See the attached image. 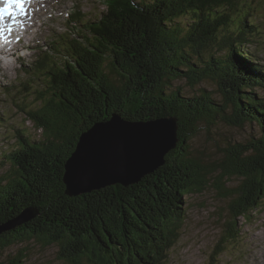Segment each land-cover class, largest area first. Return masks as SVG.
<instances>
[{"label": "trees", "instance_id": "16d2710c", "mask_svg": "<svg viewBox=\"0 0 264 264\" xmlns=\"http://www.w3.org/2000/svg\"><path fill=\"white\" fill-rule=\"evenodd\" d=\"M247 1L258 6L244 10ZM105 5L95 22L76 14L73 33L55 37L30 66L35 100L24 113L40 134L14 128L16 144L1 155L9 167L0 175V225L26 209L35 216L0 232V254L33 238L57 245L65 264H163L180 235L185 194L211 184L231 198L219 245L235 239L239 217L248 220L262 207L264 101L248 89L264 87V68L245 50L260 32L254 14L262 1L105 0ZM207 79L219 85L223 100L204 89L195 96L181 86L172 89L174 81L195 86ZM28 86L22 90L29 92ZM112 113L135 121L175 116L176 148L136 183L66 194L64 163L79 136ZM254 120L261 133L229 142L221 159L209 163L194 156L191 141L201 124L242 127ZM225 176L239 179V186H225ZM20 261L12 256L6 264Z\"/></svg>", "mask_w": 264, "mask_h": 264}, {"label": "rangeland", "instance_id": "374dc122", "mask_svg": "<svg viewBox=\"0 0 264 264\" xmlns=\"http://www.w3.org/2000/svg\"><path fill=\"white\" fill-rule=\"evenodd\" d=\"M253 4L254 1H247L243 9L246 10L247 5L252 7ZM35 6L37 15L29 30H24L21 41L16 43L15 52L0 58V159L3 151L16 144L14 128L21 125L31 135L40 134V130L33 128L32 122L24 113V109L32 106L35 100L31 91L32 83L27 79L24 68L30 67L38 50L48 44L50 36L65 29V18L72 10L81 9L86 19L90 18L95 22L105 9V0H42ZM260 7L254 14L255 20L261 25L260 32L255 34L252 43L246 44L245 50L253 54L251 62L264 68V7ZM22 29H26V26L23 25ZM26 81L30 84L29 92L22 90ZM183 82L174 81L172 89L181 86L184 94L189 96L198 95L204 89L211 92L214 99H221L216 82L207 79L195 86H187ZM2 87L11 90H2ZM248 90L264 101L262 85ZM201 127L191 141V150L196 158L209 163L222 158L223 150L229 142H246L261 133L260 124L256 120L246 122L242 127L221 122L211 127L201 124ZM8 167V162H0V175ZM224 184L235 190L240 181L225 176ZM183 200L186 214L180 235L168 251L163 264H264V198L261 199L262 207L251 212L248 220L240 217L237 219V236L223 245H219V242L224 239L226 223L231 218V198L224 196L210 184L202 192L185 194ZM220 246L223 250L216 255ZM58 249L57 245H43L32 238L6 248L0 254V261L6 264L12 256H19L20 264H65L58 257Z\"/></svg>", "mask_w": 264, "mask_h": 264}, {"label": "water", "instance_id": "95a60500", "mask_svg": "<svg viewBox=\"0 0 264 264\" xmlns=\"http://www.w3.org/2000/svg\"><path fill=\"white\" fill-rule=\"evenodd\" d=\"M177 127L175 116L135 121L118 113L94 123L81 133L64 163L65 193L75 196L138 182L161 166L165 154L176 147ZM34 216L26 209L12 222L0 225V232Z\"/></svg>", "mask_w": 264, "mask_h": 264}, {"label": "snow or ice", "instance_id": "6c2138e0", "mask_svg": "<svg viewBox=\"0 0 264 264\" xmlns=\"http://www.w3.org/2000/svg\"><path fill=\"white\" fill-rule=\"evenodd\" d=\"M27 0H3V5L0 6V36L11 31V25H5L6 18L11 17L15 22V17L23 15L25 12Z\"/></svg>", "mask_w": 264, "mask_h": 264}, {"label": "bare ground", "instance_id": "6f19581e", "mask_svg": "<svg viewBox=\"0 0 264 264\" xmlns=\"http://www.w3.org/2000/svg\"><path fill=\"white\" fill-rule=\"evenodd\" d=\"M29 15H30V14H29ZM24 22H25V24H26V22H28L27 19H24ZM23 35H24V34H23ZM5 42H8L7 39H6ZM0 45H1V44H0ZM30 45H31V44H30ZM245 48H246V47H245ZM10 50H11V49H9V51H10ZM3 54H4L3 56H6V57H7L6 53H3ZM5 59H6V58H5Z\"/></svg>", "mask_w": 264, "mask_h": 264}]
</instances>
